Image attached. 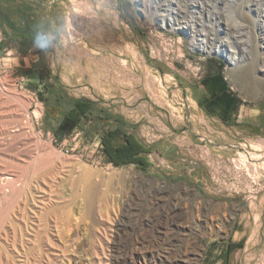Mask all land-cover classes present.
<instances>
[{
    "label": "rangeland",
    "instance_id": "obj_1",
    "mask_svg": "<svg viewBox=\"0 0 264 264\" xmlns=\"http://www.w3.org/2000/svg\"><path fill=\"white\" fill-rule=\"evenodd\" d=\"M263 38L264 0H0V93L31 99L55 164L29 264H264ZM71 98L135 124L151 167L106 163L84 122L58 140Z\"/></svg>",
    "mask_w": 264,
    "mask_h": 264
},
{
    "label": "bare ground",
    "instance_id": "obj_2",
    "mask_svg": "<svg viewBox=\"0 0 264 264\" xmlns=\"http://www.w3.org/2000/svg\"><path fill=\"white\" fill-rule=\"evenodd\" d=\"M171 3L168 4L169 8ZM176 10L177 14L183 12L179 7ZM183 17L185 18V14ZM244 28L236 22L226 23V30L230 31L233 36L245 37L246 29ZM196 36L201 38L199 41L208 39L200 30H196ZM30 103V98L16 94L13 85L10 84L4 95L0 93V120L6 119L5 122L0 121V264H29L34 246H38L39 253H42L44 238L50 243L48 234L44 236L40 230H35V226L38 225L36 222L43 220L44 216L49 213H54L55 223L58 221V216L55 214L57 211L54 208L57 205L53 207L52 203L55 197L54 191L48 182V177L52 176L53 169H55L53 153L51 152L52 155L46 154L50 150L49 145L43 143L40 135L33 131L34 127L28 112ZM39 112L40 107H37L36 115ZM11 122L17 123L16 127L19 130L15 129L11 132L8 128V123ZM26 130L30 131L25 132ZM17 131L23 133L17 135L15 134ZM241 165L246 168L244 170L248 174L251 172L252 167L249 162L241 163ZM26 173L32 174V178L35 179L33 180L34 186H32L31 179L25 178ZM18 181L20 184L16 185ZM38 181H41L44 187L39 185ZM30 203L35 209H29ZM28 212L33 214L34 221L29 222ZM172 213L165 210L159 212V215L170 216ZM134 215V212L129 213L130 218ZM22 227L25 228L24 232ZM186 234L176 233L173 240L177 242L180 240L179 236H186ZM54 248L51 254L54 261L59 262V246L55 245ZM177 257L184 258L185 255L180 253Z\"/></svg>",
    "mask_w": 264,
    "mask_h": 264
},
{
    "label": "trees",
    "instance_id": "obj_3",
    "mask_svg": "<svg viewBox=\"0 0 264 264\" xmlns=\"http://www.w3.org/2000/svg\"><path fill=\"white\" fill-rule=\"evenodd\" d=\"M58 101V106L62 109L56 130L58 140L84 122L92 133L100 136V146L106 163L116 167L133 165L141 171L151 167L148 160L150 149L138 139L134 132L135 124L117 113L98 107L90 99L71 98Z\"/></svg>",
    "mask_w": 264,
    "mask_h": 264
},
{
    "label": "clouds",
    "instance_id": "obj_4",
    "mask_svg": "<svg viewBox=\"0 0 264 264\" xmlns=\"http://www.w3.org/2000/svg\"><path fill=\"white\" fill-rule=\"evenodd\" d=\"M47 42V37L44 35H40L36 38V44L38 47H43Z\"/></svg>",
    "mask_w": 264,
    "mask_h": 264
}]
</instances>
